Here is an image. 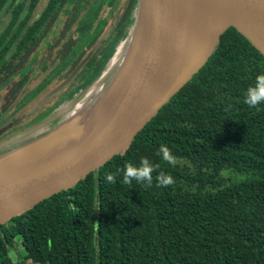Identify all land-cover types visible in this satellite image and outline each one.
I'll return each instance as SVG.
<instances>
[{
  "label": "trees",
  "instance_id": "obj_1",
  "mask_svg": "<svg viewBox=\"0 0 264 264\" xmlns=\"http://www.w3.org/2000/svg\"><path fill=\"white\" fill-rule=\"evenodd\" d=\"M15 1L0 0V18L11 15L0 33V63L8 49L19 44L25 27L19 49L27 48L42 26L49 28L50 14L69 0H49L32 25L39 0H23L21 10ZM129 1L123 21L96 53L102 64L93 74L90 67L85 71L83 87L102 73L128 36L138 4ZM95 14L93 9L78 21L83 30L76 32L83 44L99 32L92 29L90 17ZM82 48L73 49L72 55ZM261 73L264 56L236 29L227 30L206 65L136 135L125 153L115 155L75 188L0 226V264H264V104L253 108L245 103L247 89ZM162 144L174 157L171 165L159 152ZM143 158L158 165L152 185L135 180L124 184V166H139ZM161 172L171 175L174 183L159 186ZM111 173L116 174L115 183L106 180Z\"/></svg>",
  "mask_w": 264,
  "mask_h": 264
},
{
  "label": "water",
  "instance_id": "obj_2",
  "mask_svg": "<svg viewBox=\"0 0 264 264\" xmlns=\"http://www.w3.org/2000/svg\"><path fill=\"white\" fill-rule=\"evenodd\" d=\"M230 28L264 56V0H138L134 24L102 73L0 144V226L125 153Z\"/></svg>",
  "mask_w": 264,
  "mask_h": 264
},
{
  "label": "flooded vegetation",
  "instance_id": "obj_3",
  "mask_svg": "<svg viewBox=\"0 0 264 264\" xmlns=\"http://www.w3.org/2000/svg\"><path fill=\"white\" fill-rule=\"evenodd\" d=\"M29 1L27 4L30 6L31 3ZM69 1L60 11L50 14L51 17L46 23L49 28L42 26L40 30H37L34 37L30 38L27 48L19 49V44L24 35L27 34L26 27L20 33L18 32L21 35V39H17V43L19 44L14 45L11 50L8 49L9 52L7 51L8 53L4 55L0 63V144L18 130L37 122V117H44L58 108L65 102L59 103L66 94L74 90L72 95L74 97L84 88L83 84L88 76L85 74V71L90 67L92 68L90 74H93L102 64V56H96V53L99 49L106 47L107 42H104V40L108 39L112 34L118 21H123V16L127 13L128 3L130 2L129 0H117L113 6H109L110 0H103L102 4H99V0H75L71 5H69ZM22 3L23 0H16L14 6L21 10ZM48 4L49 0H39L35 4L30 25L35 23L39 16L43 14ZM93 9H96V14L90 17L94 21L92 29L93 31L99 30V32L95 35L94 39L90 40L87 44H83L81 42L82 37L78 33L83 30V26L80 23L81 20L88 18ZM5 17H8L9 21L4 30H6L11 22L10 14L1 16L0 27L4 24V21H1V19ZM54 17L56 18L53 22ZM23 18V16L20 18V22ZM76 19L77 22L74 24ZM79 20L80 23L78 22ZM79 24L80 28L78 27ZM44 45L48 49L42 54L37 64L35 54L39 55ZM79 47L83 48L78 51L80 53H77L78 56L74 59L77 54L72 56V51ZM19 50L20 52L17 53ZM26 51H30L29 54ZM59 56H61L60 60L58 59ZM85 60L86 63L73 80L64 86L73 72ZM36 65H41L44 70L52 66V70L45 75L31 92L23 94L22 83L24 85L27 84L32 74V69ZM23 70L24 72L26 70L25 74ZM53 72H56L55 78L51 80L45 89L34 95L36 89L44 81L52 79ZM55 83L58 84L56 89L47 92L49 90L48 87ZM10 86H12L10 89L4 91L6 87ZM26 95L30 98H26ZM22 100H24V103H21Z\"/></svg>",
  "mask_w": 264,
  "mask_h": 264
},
{
  "label": "clouds",
  "instance_id": "obj_4",
  "mask_svg": "<svg viewBox=\"0 0 264 264\" xmlns=\"http://www.w3.org/2000/svg\"><path fill=\"white\" fill-rule=\"evenodd\" d=\"M245 103L253 108L264 104V73L258 74L254 85L247 89L245 93ZM159 152L163 160L168 162V164L171 165L174 163V157L170 154V149L166 145L162 144L159 148ZM157 168L158 165H154L148 158L141 159L139 166L126 164L123 169V183L131 184L133 180H135L137 183H142L150 187L153 182L152 173L156 171ZM106 180L115 183L116 174L111 173L107 175ZM157 181L161 187H168L174 183V179L171 175H165L162 172L158 175Z\"/></svg>",
  "mask_w": 264,
  "mask_h": 264
},
{
  "label": "rangeland",
  "instance_id": "obj_5",
  "mask_svg": "<svg viewBox=\"0 0 264 264\" xmlns=\"http://www.w3.org/2000/svg\"><path fill=\"white\" fill-rule=\"evenodd\" d=\"M73 1H75V0H70V1H69V5H71V4L73 3ZM1 21H4V24L1 25V27H0L1 32H3V30L5 29V27H6L7 23H8V21H9V18H8V17H5V18L1 19ZM53 38H54V36H53ZM47 49H48V47H46V45H44V47L40 50L39 55L35 54V57H36V59H37V64H38V60L41 59L42 54H43ZM79 53H80V52H79ZM79 53H78V54H79ZM78 54L74 57V59H76V57L78 56ZM72 56H74V55H72ZM60 58H61V56H59L58 59L60 60ZM53 69H54V68H53ZM51 70H52V66L48 67L46 70H44V69L41 67V65H36V66H34V68L32 69V74L30 75V79H29V81L27 82L26 85H23V86H22V91L24 92L23 94H26V93L28 94L29 92H31L32 89H34V88L39 84V82L45 77V75H47L49 72H51ZM57 85H58V84H56V83L50 85V86L48 87L49 90H48L47 92H50V91L56 89ZM11 87H12V86H10V87H6V88L4 89V91L10 89ZM84 88H85V87H84ZM73 91H74V90H73ZM73 91H71L69 94H66V95L63 97V99H62L59 103H62L63 101H65V102L62 103L61 105L65 104V103H66V104H67V103H70V102H68V101H70V99L73 97V96H72L73 93H74ZM25 97H26V98H30V97H27V95H26ZM21 103H24V100H22ZM59 103H58V104H59ZM58 104H57V105H58ZM61 105H60V106H61ZM41 118H42V116H39V117H37L36 119H37V121H38V120H40ZM29 125H30V124H29ZM29 125H27L25 128L29 127ZM25 128H22L21 130H18V131H22V130L25 129ZM10 257L16 259L15 254H13V253L10 254Z\"/></svg>",
  "mask_w": 264,
  "mask_h": 264
}]
</instances>
